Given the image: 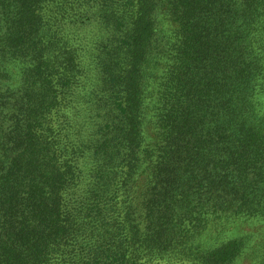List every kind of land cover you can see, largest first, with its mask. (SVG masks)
Returning a JSON list of instances; mask_svg holds the SVG:
<instances>
[{
    "label": "trees",
    "instance_id": "16d2710c",
    "mask_svg": "<svg viewBox=\"0 0 264 264\" xmlns=\"http://www.w3.org/2000/svg\"><path fill=\"white\" fill-rule=\"evenodd\" d=\"M0 264H264V0H0Z\"/></svg>",
    "mask_w": 264,
    "mask_h": 264
}]
</instances>
